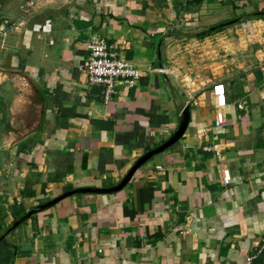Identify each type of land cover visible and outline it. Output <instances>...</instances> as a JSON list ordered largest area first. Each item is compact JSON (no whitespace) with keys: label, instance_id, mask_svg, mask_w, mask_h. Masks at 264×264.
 <instances>
[{"label":"crops","instance_id":"obj_1","mask_svg":"<svg viewBox=\"0 0 264 264\" xmlns=\"http://www.w3.org/2000/svg\"><path fill=\"white\" fill-rule=\"evenodd\" d=\"M255 9L264 0H0V23L25 17L0 39V235L64 191L116 184L190 110L124 188L33 214L0 240V264H264V17L200 34ZM93 35L142 73L108 103L78 70Z\"/></svg>","mask_w":264,"mask_h":264},{"label":"built area","instance_id":"obj_2","mask_svg":"<svg viewBox=\"0 0 264 264\" xmlns=\"http://www.w3.org/2000/svg\"><path fill=\"white\" fill-rule=\"evenodd\" d=\"M31 2L21 6L24 13L29 14ZM25 17L11 21L4 19L0 23V39L9 31L16 30L24 25ZM88 55L84 61L78 65V70L85 76L86 82L91 86L101 88V96L104 103L110 102L113 95L121 88H131L141 76V71L133 64L119 57L114 47L107 42L103 36L93 35L86 43ZM261 69L264 70V48L261 50L260 62ZM213 96V127L222 128L226 125L225 107L227 105L226 87L222 82H215L211 88ZM197 103V102H195ZM239 107H242L239 105ZM207 128H201V133H206ZM206 148L210 149L209 146ZM229 169H222V182H230ZM100 251V250H98ZM254 255L248 254L245 257L246 264H252Z\"/></svg>","mask_w":264,"mask_h":264},{"label":"water","instance_id":"obj_3","mask_svg":"<svg viewBox=\"0 0 264 264\" xmlns=\"http://www.w3.org/2000/svg\"><path fill=\"white\" fill-rule=\"evenodd\" d=\"M254 14L264 16V11L259 10V11L254 12ZM239 19H240L239 17H236V18L224 21V22H220L216 25L211 26L210 29H218V28H222V27L237 23ZM189 120H190V110H189V105L187 104L181 111V114L179 117V123H178L176 130L169 136V138L166 139L161 144H159L158 146L147 150L141 156H139L135 160V162L132 164V166L127 170L124 176L116 184H113L108 187L81 186V187H76V188L64 191L58 196L51 198L50 200L46 202L36 205L34 208H31L26 213H24L23 215L18 217L16 220H14L12 224L3 232V234L0 235V240L3 239L7 234H9L12 230H14L17 226H19L22 222H24L26 219H28L33 214L46 210L67 197L74 196V195H80V194H88V193H93V194L113 193V192H117L121 190L129 183V181L131 180L135 172L143 164H145L155 155H158L159 153L163 152L167 148L174 145L181 138V136L184 134L188 126Z\"/></svg>","mask_w":264,"mask_h":264},{"label":"trees","instance_id":"obj_4","mask_svg":"<svg viewBox=\"0 0 264 264\" xmlns=\"http://www.w3.org/2000/svg\"><path fill=\"white\" fill-rule=\"evenodd\" d=\"M194 1H200V0H194ZM256 11H259L258 9H255V10H253L252 12H251V14H245L244 16L245 17H248V18H262V17H264V16H262V15H255L254 14V12H256ZM243 16V15H242ZM236 17H238V16H234V17H232V18H230V19H233V18H236ZM230 19H226V21L227 20H230ZM221 22H224V21H221ZM220 23V22H219ZM218 24V23H217ZM218 29H221V28H218ZM214 30H217V29H210V28H208V29H206V30H204V31H202V32H200V34H205V33H207V32H210V31H214Z\"/></svg>","mask_w":264,"mask_h":264},{"label":"rangeland","instance_id":"obj_5","mask_svg":"<svg viewBox=\"0 0 264 264\" xmlns=\"http://www.w3.org/2000/svg\"><path fill=\"white\" fill-rule=\"evenodd\" d=\"M250 9H252V8H249V9H247L248 11L250 10ZM224 11H226V8L224 9V10H222V12H224ZM251 12V11H250ZM237 14V12L235 13V15ZM237 16V15H236ZM238 17L240 18L239 19V21L237 22V23H234V24H231V25H228V26H230V27H233V28H239V26L241 25L240 23H241V20H243L244 18H245V16H242V14H238ZM243 17V18H242ZM222 21H226V19L225 20H222Z\"/></svg>","mask_w":264,"mask_h":264}]
</instances>
